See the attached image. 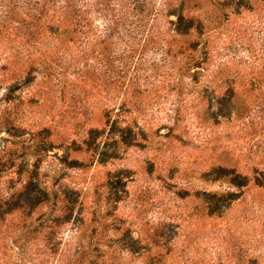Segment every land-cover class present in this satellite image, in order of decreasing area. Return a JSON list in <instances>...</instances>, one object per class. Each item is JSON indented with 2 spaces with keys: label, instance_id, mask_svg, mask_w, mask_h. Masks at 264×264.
I'll return each mask as SVG.
<instances>
[{
  "label": "rangeland",
  "instance_id": "obj_1",
  "mask_svg": "<svg viewBox=\"0 0 264 264\" xmlns=\"http://www.w3.org/2000/svg\"><path fill=\"white\" fill-rule=\"evenodd\" d=\"M86 1L0 0V264H264V0Z\"/></svg>",
  "mask_w": 264,
  "mask_h": 264
},
{
  "label": "trees",
  "instance_id": "obj_2",
  "mask_svg": "<svg viewBox=\"0 0 264 264\" xmlns=\"http://www.w3.org/2000/svg\"><path fill=\"white\" fill-rule=\"evenodd\" d=\"M87 6H88V1L86 0H60L59 10H58L60 24L84 26L86 21L84 20V18L80 17L79 14L81 12L87 11L88 9ZM182 20L183 17H180L179 21L182 22ZM188 27L189 26L181 27V28L187 29ZM179 31L181 33H185L184 29H179ZM125 128H122L121 130L124 131ZM261 184H264V181H262ZM19 194L23 195V198L29 201L39 200V197L35 195V193H32L31 190L28 188V186H25V188Z\"/></svg>",
  "mask_w": 264,
  "mask_h": 264
}]
</instances>
